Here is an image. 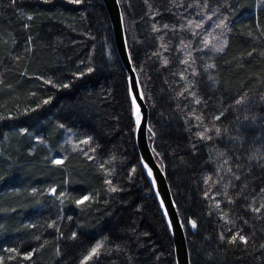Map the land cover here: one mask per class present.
Returning <instances> with one entry per match:
<instances>
[{
    "label": "trees",
    "instance_id": "1",
    "mask_svg": "<svg viewBox=\"0 0 264 264\" xmlns=\"http://www.w3.org/2000/svg\"><path fill=\"white\" fill-rule=\"evenodd\" d=\"M119 2L191 264H264V0ZM0 264H178L103 0H0Z\"/></svg>",
    "mask_w": 264,
    "mask_h": 264
},
{
    "label": "water",
    "instance_id": "2",
    "mask_svg": "<svg viewBox=\"0 0 264 264\" xmlns=\"http://www.w3.org/2000/svg\"><path fill=\"white\" fill-rule=\"evenodd\" d=\"M113 26L116 48L129 74L130 91L135 107L137 122V142L143 163L148 172L151 171V181L161 202L163 210L173 235L178 264H191L188 240L176 202L169 186L166 174L155 158L149 140V109L141 89L137 72L133 66L125 34L124 20L119 0H103ZM139 106V117L137 116Z\"/></svg>",
    "mask_w": 264,
    "mask_h": 264
},
{
    "label": "snow or ice",
    "instance_id": "3",
    "mask_svg": "<svg viewBox=\"0 0 264 264\" xmlns=\"http://www.w3.org/2000/svg\"><path fill=\"white\" fill-rule=\"evenodd\" d=\"M133 99H135V98L133 97ZM137 116L139 117V106H137ZM137 122H139V119H138ZM56 162H57V163H61L62 161H56ZM149 175H151V171H150V170H149ZM113 190H115V189H113ZM193 227H195V223H194V222H193ZM238 235H239V234H237V236H238ZM239 238H240L242 241L247 242L243 236H240ZM235 240H236V236L233 237L232 242H235Z\"/></svg>",
    "mask_w": 264,
    "mask_h": 264
},
{
    "label": "rangeland",
    "instance_id": "4",
    "mask_svg": "<svg viewBox=\"0 0 264 264\" xmlns=\"http://www.w3.org/2000/svg\"><path fill=\"white\" fill-rule=\"evenodd\" d=\"M222 46H223L222 41H220L219 39H217V42H216V44L214 46V49L217 50V49L221 48Z\"/></svg>",
    "mask_w": 264,
    "mask_h": 264
}]
</instances>
